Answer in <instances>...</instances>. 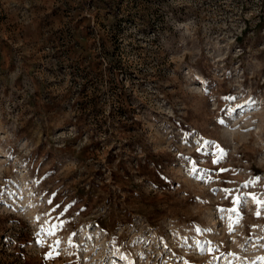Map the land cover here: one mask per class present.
Wrapping results in <instances>:
<instances>
[{"label":"rangeland","instance_id":"1","mask_svg":"<svg viewBox=\"0 0 264 264\" xmlns=\"http://www.w3.org/2000/svg\"><path fill=\"white\" fill-rule=\"evenodd\" d=\"M0 264H264V0H0Z\"/></svg>","mask_w":264,"mask_h":264},{"label":"snow or ice","instance_id":"2","mask_svg":"<svg viewBox=\"0 0 264 264\" xmlns=\"http://www.w3.org/2000/svg\"><path fill=\"white\" fill-rule=\"evenodd\" d=\"M220 151H221V153L223 152V150H220ZM253 199L256 200V197L253 196ZM237 203H241L240 198H237ZM257 203L259 204L261 202L259 200H257ZM234 211H235V209H234ZM257 215H259V213H257ZM230 230H231V228H230Z\"/></svg>","mask_w":264,"mask_h":264}]
</instances>
